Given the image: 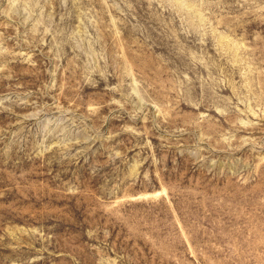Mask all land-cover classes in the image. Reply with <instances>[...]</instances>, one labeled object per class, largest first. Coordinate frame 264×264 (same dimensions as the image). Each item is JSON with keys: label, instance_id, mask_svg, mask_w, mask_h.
Segmentation results:
<instances>
[{"label": "rangeland", "instance_id": "374dc122", "mask_svg": "<svg viewBox=\"0 0 264 264\" xmlns=\"http://www.w3.org/2000/svg\"><path fill=\"white\" fill-rule=\"evenodd\" d=\"M0 264H264V0H0Z\"/></svg>", "mask_w": 264, "mask_h": 264}]
</instances>
